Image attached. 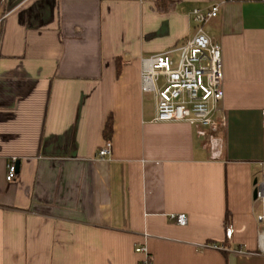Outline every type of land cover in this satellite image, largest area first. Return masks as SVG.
I'll return each instance as SVG.
<instances>
[{"label":"crops","instance_id":"0c3cea01","mask_svg":"<svg viewBox=\"0 0 264 264\" xmlns=\"http://www.w3.org/2000/svg\"><path fill=\"white\" fill-rule=\"evenodd\" d=\"M215 4L225 125L201 136L155 121L141 61ZM262 110L260 0H0V264H264Z\"/></svg>","mask_w":264,"mask_h":264},{"label":"built area","instance_id":"2783aa9c","mask_svg":"<svg viewBox=\"0 0 264 264\" xmlns=\"http://www.w3.org/2000/svg\"><path fill=\"white\" fill-rule=\"evenodd\" d=\"M220 6L215 4L208 10L193 12L196 33L180 48L142 59L141 88L143 93L155 95L156 122H185L198 128L201 136H206L207 130L212 133L224 127L222 49L204 30V25L218 16ZM176 53L179 54L177 62L173 60ZM261 115L264 127V110ZM112 147V142L106 141L99 157L111 155ZM16 174V160L13 159L8 166L7 180L12 181ZM259 186L258 199L264 203V180ZM173 218L182 226L187 224L185 214ZM258 223L261 226L260 253L264 255V215L258 217ZM137 252L148 255L145 247Z\"/></svg>","mask_w":264,"mask_h":264},{"label":"trees","instance_id":"16d2710c","mask_svg":"<svg viewBox=\"0 0 264 264\" xmlns=\"http://www.w3.org/2000/svg\"><path fill=\"white\" fill-rule=\"evenodd\" d=\"M174 5V2H169V1H164L158 5V10L159 11H164V10H170L169 7H172ZM169 8V9H168ZM114 135V120L113 117L110 116L109 119L107 120V123L105 125L104 129V137L106 141H112Z\"/></svg>","mask_w":264,"mask_h":264},{"label":"rangeland","instance_id":"374dc122","mask_svg":"<svg viewBox=\"0 0 264 264\" xmlns=\"http://www.w3.org/2000/svg\"><path fill=\"white\" fill-rule=\"evenodd\" d=\"M173 60L175 61V62H177L178 60H179V54H175L174 56H173ZM148 97H152V95L151 94H146ZM258 202H259V205H260V210H261V212H263L264 211V205L262 204V202H261V199H258Z\"/></svg>","mask_w":264,"mask_h":264},{"label":"water","instance_id":"95a60500","mask_svg":"<svg viewBox=\"0 0 264 264\" xmlns=\"http://www.w3.org/2000/svg\"><path fill=\"white\" fill-rule=\"evenodd\" d=\"M255 185L257 184V182L254 183ZM260 190V186H258L256 189H255V192H254V198L255 199H258V192Z\"/></svg>","mask_w":264,"mask_h":264}]
</instances>
